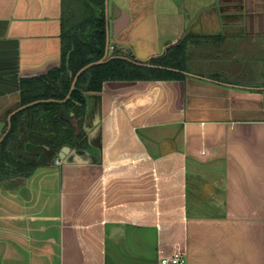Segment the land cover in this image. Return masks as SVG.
I'll list each match as a JSON object with an SVG mask.
<instances>
[{"label":"crops","instance_id":"0c3cea01","mask_svg":"<svg viewBox=\"0 0 264 264\" xmlns=\"http://www.w3.org/2000/svg\"><path fill=\"white\" fill-rule=\"evenodd\" d=\"M62 14L0 0V144ZM105 24L107 58L184 48L186 78L88 93L87 156L0 182V264H264V0H105Z\"/></svg>","mask_w":264,"mask_h":264},{"label":"trees","instance_id":"16d2710c","mask_svg":"<svg viewBox=\"0 0 264 264\" xmlns=\"http://www.w3.org/2000/svg\"><path fill=\"white\" fill-rule=\"evenodd\" d=\"M62 6L60 66L45 75L21 80L23 105L46 102L12 117L11 129L1 145L0 182L14 177L28 178L38 168L53 165L64 146L87 149L83 129L87 94L102 92L106 82L186 78L181 73L186 70L184 48L151 59L146 62L149 66L113 58L84 71L67 99L77 73L104 58L107 33L105 0H62ZM120 54L116 50L113 55Z\"/></svg>","mask_w":264,"mask_h":264},{"label":"water","instance_id":"95a60500","mask_svg":"<svg viewBox=\"0 0 264 264\" xmlns=\"http://www.w3.org/2000/svg\"><path fill=\"white\" fill-rule=\"evenodd\" d=\"M125 22H126L125 19H124V18H121L120 21H119L118 23H116L115 31H114L115 34H117V33L121 30V28H122V26H123V24H124ZM108 50H109V45H107V48H106V54H105V57H104L103 59H101V60H99V61H97V62H93V63H90V64L86 65L85 67H83V68L77 73V75L75 76L74 82H73V84H72V88H71V92H70V94H71L72 91L75 89V85H76V82H77V80H78V77H79L84 71H86L87 69H89L90 67H92V66H94V65L102 64V63L107 62V61H109V60H111V59L113 58V57H108V58H107V56H108V55H107V54H108ZM115 58H124V57H115ZM125 59L131 61V60L128 59V58H125ZM138 64H141V63H138ZM141 65L149 66V64H141ZM187 75H188V76H194V75H191V74H188V73H187ZM194 77H195V76H194ZM69 97H70V95H69ZM69 97H67V98H69ZM41 102H46V101H36V102H33V103H31V104H28V105H26V106H23V107H22L21 109H19L16 113H18L19 111L24 110V109H26V108H28V107H30V106L36 105V104H38V103H41ZM16 113H14V114H16ZM10 129H11V126L9 125V129L7 130V132H6L5 136H4V138L7 136V134H8L9 131H10ZM4 138H3L2 140H4ZM0 148H1V144H0ZM72 152H73V151L71 150V148H70L69 146H64V147L61 149V151H60V153H59V158L62 160V162H63L64 164H67V163H68V162H67V157H68Z\"/></svg>","mask_w":264,"mask_h":264},{"label":"built area","instance_id":"2783aa9c","mask_svg":"<svg viewBox=\"0 0 264 264\" xmlns=\"http://www.w3.org/2000/svg\"><path fill=\"white\" fill-rule=\"evenodd\" d=\"M55 163L61 164V160L59 157L56 159ZM161 263L162 264H185V260L182 258V255L180 253H175L171 256L163 257L161 260Z\"/></svg>","mask_w":264,"mask_h":264},{"label":"rangeland","instance_id":"374dc122","mask_svg":"<svg viewBox=\"0 0 264 264\" xmlns=\"http://www.w3.org/2000/svg\"><path fill=\"white\" fill-rule=\"evenodd\" d=\"M131 50H132V52H133V54H134V56L137 58V59H139L140 58V53L139 52H141V55H142V51L144 50L142 47H140V46H137V47H131ZM147 50V49H146ZM159 52H156V53H160V47L157 49ZM131 52V53H132ZM144 57V56H143ZM141 59V58H140ZM142 60V59H141ZM67 168H65V176H64V178H65V183L66 184H71V182L73 181L72 179H71V177L70 176H68V171L66 170Z\"/></svg>","mask_w":264,"mask_h":264},{"label":"flooded vegetation","instance_id":"af4514ba","mask_svg":"<svg viewBox=\"0 0 264 264\" xmlns=\"http://www.w3.org/2000/svg\"><path fill=\"white\" fill-rule=\"evenodd\" d=\"M136 63H139V62H136ZM143 64V63H141ZM85 130V128H84ZM2 145V144H1ZM71 148V147H70ZM71 150L73 151L68 157H67V162L70 163V162H73L75 163L76 160H77V155L84 152L83 154H85L87 156L88 154V151L87 149H74V148H71ZM61 160V159H60ZM62 160H61V164H62Z\"/></svg>","mask_w":264,"mask_h":264}]
</instances>
